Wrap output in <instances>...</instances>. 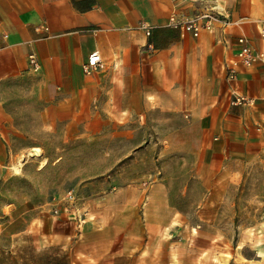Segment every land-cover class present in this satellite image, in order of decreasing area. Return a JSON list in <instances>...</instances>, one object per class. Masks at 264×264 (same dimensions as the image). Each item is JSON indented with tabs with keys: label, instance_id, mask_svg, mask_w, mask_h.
Returning <instances> with one entry per match:
<instances>
[{
	"label": "crops",
	"instance_id": "obj_1",
	"mask_svg": "<svg viewBox=\"0 0 264 264\" xmlns=\"http://www.w3.org/2000/svg\"><path fill=\"white\" fill-rule=\"evenodd\" d=\"M213 4L226 25L194 38L168 20L188 17L201 3L0 0V150L5 136L20 129L18 106L40 103L51 125L90 116L155 117L167 137L162 154L189 155L193 167L210 173L238 172L264 154V61L239 67L234 82L226 79V64L241 37L264 55V0ZM140 22L149 25L148 36ZM95 50L101 67L85 74ZM29 54L37 57L36 72ZM144 150L150 149L135 153ZM158 173L147 189L111 192L88 207L49 214L43 248L61 250L57 264H244L243 257L230 260L211 250V240L188 239L183 212L165 191L169 180Z\"/></svg>",
	"mask_w": 264,
	"mask_h": 264
},
{
	"label": "rangeland",
	"instance_id": "obj_2",
	"mask_svg": "<svg viewBox=\"0 0 264 264\" xmlns=\"http://www.w3.org/2000/svg\"><path fill=\"white\" fill-rule=\"evenodd\" d=\"M18 107L20 129L5 136L0 150V264L61 261L58 247L42 246L53 197L71 192L73 208L88 207L111 192L147 189L156 171L169 180L165 191L183 212L188 239L211 240V250L230 260L264 264V154L244 161L238 172L210 173L193 167L189 155L162 154L167 137L155 117L116 122L90 116L51 125L40 103ZM146 146L150 150L135 153Z\"/></svg>",
	"mask_w": 264,
	"mask_h": 264
},
{
	"label": "built area",
	"instance_id": "obj_3",
	"mask_svg": "<svg viewBox=\"0 0 264 264\" xmlns=\"http://www.w3.org/2000/svg\"><path fill=\"white\" fill-rule=\"evenodd\" d=\"M190 3H201V6L196 7L193 12L186 18L172 15L169 17L168 25L174 29H178L182 34H189L196 38L202 31L212 32L216 23L222 21L216 10L215 0H179ZM223 22V21H222ZM226 25L225 22H223ZM139 28L144 31L145 35L150 34V27L145 22L139 23ZM261 35L264 36V30H261ZM239 49L233 60L226 64V79L228 82H234L236 72L239 67H249L259 61H264V55L257 53L245 37L238 39ZM28 66L33 71L39 70V63L34 54H29L27 57ZM101 67V57L98 51H92L83 65V72L91 74ZM236 102H240L241 98H236ZM74 196L71 192L66 193L62 198L53 197L51 199L52 215H58L60 210L71 212L73 208Z\"/></svg>",
	"mask_w": 264,
	"mask_h": 264
},
{
	"label": "bare ground",
	"instance_id": "obj_4",
	"mask_svg": "<svg viewBox=\"0 0 264 264\" xmlns=\"http://www.w3.org/2000/svg\"><path fill=\"white\" fill-rule=\"evenodd\" d=\"M38 153V152H37ZM36 156H37V154H36Z\"/></svg>",
	"mask_w": 264,
	"mask_h": 264
}]
</instances>
